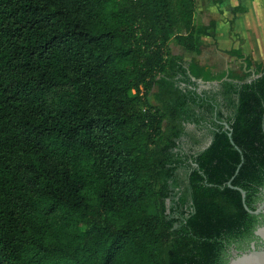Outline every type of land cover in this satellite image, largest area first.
<instances>
[{"label": "trees", "instance_id": "1", "mask_svg": "<svg viewBox=\"0 0 264 264\" xmlns=\"http://www.w3.org/2000/svg\"><path fill=\"white\" fill-rule=\"evenodd\" d=\"M196 14L197 0H0V264H227L251 238L258 215L224 181L245 150L232 183L256 208L264 61L241 46L223 50L241 75L187 60L172 43L199 55L218 24Z\"/></svg>", "mask_w": 264, "mask_h": 264}, {"label": "rangeland", "instance_id": "2", "mask_svg": "<svg viewBox=\"0 0 264 264\" xmlns=\"http://www.w3.org/2000/svg\"><path fill=\"white\" fill-rule=\"evenodd\" d=\"M231 4L232 3H226V5H224L223 8L225 11L221 10L219 7H216L213 10H210L211 12L204 13L203 9H201V16L204 18V21H208L210 20V18L214 17L224 22L219 27L217 36L224 49L232 47L233 44H236L237 42V38L235 37L236 33L233 32L235 35L231 33V31L229 30V23H225L228 21L230 22L233 17L238 16V14L234 16V14L232 13V7L230 6ZM236 29L246 38V42L243 41V44H245L247 48H250L252 46L250 49L246 50L248 52L251 51L250 54L253 56H255V51L258 60L264 61V6L258 7L256 9L255 7H253L249 15H242L241 19H239L236 23ZM202 39V45H204V51L206 53V55H203V57H205L206 60L210 61V63L212 64V67L214 68L213 73L221 74L227 72L236 75H241L243 73V60L228 57L226 54L223 53L214 55L207 47L213 46L214 42L211 40H206V38ZM239 45L240 44H238V46ZM253 45L263 50L255 49ZM171 46L173 50H176L179 53H183L187 60L196 58L195 53L187 52L184 48L173 43ZM209 69L212 71L210 67Z\"/></svg>", "mask_w": 264, "mask_h": 264}, {"label": "crops", "instance_id": "3", "mask_svg": "<svg viewBox=\"0 0 264 264\" xmlns=\"http://www.w3.org/2000/svg\"><path fill=\"white\" fill-rule=\"evenodd\" d=\"M226 3H232L230 6L232 7V13L234 14V16L236 14H238V16L237 17H233L230 20V22L229 21L225 22V23H229V30L231 31V33H233V32L236 33V35L234 33L233 34L237 38V40H236L237 42H236V44H233L232 47H240L241 46L246 54H250L251 51L248 52L246 49H250L252 46L250 48H247V46L245 44H243V41L246 42V38L241 33L238 32V30L236 29V23H237V21L239 19H241L242 15H244V14L245 15H249L251 13V10H252L253 7H255V9L258 8V7H263L264 6V0H222V1L221 0L220 1H215V0H209V1L208 0H202L201 1V0H197V14H196L197 15V21L199 23L206 24V23L210 22V20L215 19L218 22L217 27L212 32V34L209 35V36H201L200 40L202 42V40H203L202 38H206V40H211V41L214 42L213 46H207L208 49L214 55L223 53V54H226L228 57H231L227 53L223 52V50H228L231 47L228 48V49H224V47H222L219 39L217 38L219 27L224 22L222 20H218V18H214V17L210 18V20H208V21H204V18L201 16V9H203L204 13H209V12H211L210 10H213L216 7H219L221 10H224L223 7H224V5H226ZM239 4L245 7V12L234 13L233 12L234 7H236ZM203 16H205V15H203ZM232 29H233V31H232ZM241 41H242V43H241ZM238 44H240V45L238 46ZM253 46L255 47V45H253ZM255 49H261V48L255 47ZM261 50H263V49H261ZM254 54H255V56H253V55L252 56L255 57L256 59H258L257 56H256V52L255 51H254ZM203 55H206V53L204 51V45H202L201 54H199V55L196 54L195 56L199 60L201 65H204L206 67H210L212 69V72H213L214 68L212 67V64L210 63V61L206 60V58L203 57Z\"/></svg>", "mask_w": 264, "mask_h": 264}, {"label": "flooded vegetation", "instance_id": "4", "mask_svg": "<svg viewBox=\"0 0 264 264\" xmlns=\"http://www.w3.org/2000/svg\"><path fill=\"white\" fill-rule=\"evenodd\" d=\"M224 111L227 112L226 109H224ZM220 123L225 124L224 128L229 127L228 124L223 120H221ZM230 135H231V133H230ZM211 140L212 139L204 140V142H202V144H200L196 147V150L197 151L204 150L207 147V145L211 142ZM244 151L245 150H242V149L239 150V153H238V156H239L238 162L239 163L237 165V168H236L235 172H233L232 175L227 177L228 179L224 181L228 186H231V185L235 186V185H233L232 182H235L236 180L240 179V173L242 172L243 166H244L245 161H246V155H245L246 153H244ZM240 155H241V157H240ZM263 159H264V157L262 155L261 156L259 155L258 157L254 158V160L256 162H258V165L256 167H257L258 171L260 172L259 173L260 176L264 175V174H261L262 173L261 170L262 169L264 170V166L259 164V161H262ZM235 160H237L236 157H235ZM215 162H216V166H218L219 160L216 159ZM235 187H238V186H235ZM259 196L260 197L257 199V201L255 203L256 204L255 209H257L260 205H262V203H264V185L261 186V188H260ZM256 215H258V221L255 223L253 234H252L251 238H249L248 240H243L242 243H239V242L238 243H232V244L227 246L226 253L224 256V259L227 260V262L230 261L237 254H241L243 252L251 250L252 242H254L256 244L257 248L260 247L261 243L259 241V238L255 235V230L264 225V210L262 212H260L259 214H256Z\"/></svg>", "mask_w": 264, "mask_h": 264}, {"label": "water", "instance_id": "5", "mask_svg": "<svg viewBox=\"0 0 264 264\" xmlns=\"http://www.w3.org/2000/svg\"><path fill=\"white\" fill-rule=\"evenodd\" d=\"M203 86V85H202ZM231 187H235L232 186ZM242 193L243 202L248 212L252 214H259L264 210V203L257 209H250L245 203L246 192L240 187H235ZM255 235L259 238L261 243L260 247L257 248L256 244L252 242L251 250L237 254L227 264H264V225L255 230Z\"/></svg>", "mask_w": 264, "mask_h": 264}]
</instances>
